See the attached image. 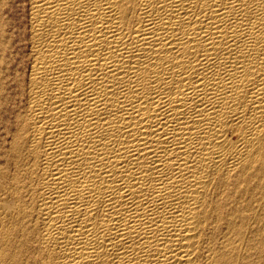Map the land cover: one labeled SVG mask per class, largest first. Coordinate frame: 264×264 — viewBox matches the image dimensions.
<instances>
[{
  "label": "bare ground",
  "instance_id": "6f19581e",
  "mask_svg": "<svg viewBox=\"0 0 264 264\" xmlns=\"http://www.w3.org/2000/svg\"><path fill=\"white\" fill-rule=\"evenodd\" d=\"M0 264H264V0H0Z\"/></svg>",
  "mask_w": 264,
  "mask_h": 264
}]
</instances>
